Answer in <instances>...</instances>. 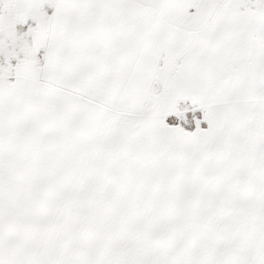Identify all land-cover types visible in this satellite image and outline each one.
Here are the masks:
<instances>
[{
    "label": "snow or ice",
    "instance_id": "1",
    "mask_svg": "<svg viewBox=\"0 0 264 264\" xmlns=\"http://www.w3.org/2000/svg\"><path fill=\"white\" fill-rule=\"evenodd\" d=\"M0 264H264V0H0Z\"/></svg>",
    "mask_w": 264,
    "mask_h": 264
}]
</instances>
